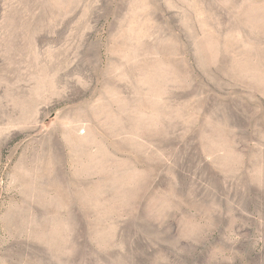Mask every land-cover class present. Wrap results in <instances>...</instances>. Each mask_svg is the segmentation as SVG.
<instances>
[{
  "label": "rangeland",
  "instance_id": "374dc122",
  "mask_svg": "<svg viewBox=\"0 0 264 264\" xmlns=\"http://www.w3.org/2000/svg\"><path fill=\"white\" fill-rule=\"evenodd\" d=\"M0 264H264V0H0Z\"/></svg>",
  "mask_w": 264,
  "mask_h": 264
}]
</instances>
